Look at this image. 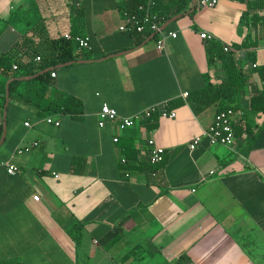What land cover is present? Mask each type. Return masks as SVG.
I'll use <instances>...</instances> for the list:
<instances>
[{"label": "crops", "instance_id": "1", "mask_svg": "<svg viewBox=\"0 0 264 264\" xmlns=\"http://www.w3.org/2000/svg\"><path fill=\"white\" fill-rule=\"evenodd\" d=\"M125 1L0 0V18L15 22L0 35V54L25 34L58 38L74 27L92 46L74 48L75 62L50 68L56 69L50 96L75 97L77 116H42L9 96L0 159L21 171L10 174L0 165V264H160L183 254L189 264H264V126L258 127L264 116L249 107L264 83L253 74L248 94L238 96L236 122L246 121L256 133L244 132L232 146L204 136L189 148L213 123L220 103L196 113L184 97L226 78L221 63L211 62L201 31L235 45L262 29L242 22L244 1L199 7L191 0L165 22L177 36L160 49L155 38L147 41L151 35L137 43L120 31ZM252 52L264 64V36ZM240 55L248 62L247 51ZM104 103L126 116L166 104L177 116L126 130L110 121L100 127ZM3 116L0 104V125ZM116 136L132 138L142 159L154 137L170 159L156 174L125 171ZM79 221L85 225L77 245L68 228Z\"/></svg>", "mask_w": 264, "mask_h": 264}, {"label": "trees", "instance_id": "2", "mask_svg": "<svg viewBox=\"0 0 264 264\" xmlns=\"http://www.w3.org/2000/svg\"><path fill=\"white\" fill-rule=\"evenodd\" d=\"M146 0H126L123 4V10L134 11L138 6ZM191 0H156L155 11L159 15V20L163 25L166 21L177 14H181L187 10ZM199 1V0H198ZM247 3V8L243 13L242 22L246 25L259 26L262 33L253 37L248 34L241 44L232 45L231 50H225L224 44L219 40L206 41V49L211 62L221 63L226 72V78L219 82H209L201 89L188 93L186 98L192 109L198 113L205 108L220 103L219 110L232 108L236 110L239 106L238 96L248 94V86L253 80V74H258L264 83V64L258 65L256 57L252 52L259 45V40L264 36V14L260 10L264 9V0H241ZM259 10V11H254ZM13 25L14 17L8 20L0 18V24ZM0 27V35L4 27ZM73 39H67L64 36L58 38H36L25 34L11 49L0 54V104L1 113L7 102L6 86L10 82V97L24 105L40 109V115H50L52 113L70 114L77 116V101L73 96H65L61 99L50 96L54 91L56 84L53 81L52 73L56 69H50L60 63H66L78 59V54L74 52V48H79L75 41L76 36H82L79 30L74 27L71 30ZM136 37L137 43L146 40L151 31L144 33H130ZM248 52V62L242 59L240 52ZM39 56L41 59L36 60ZM18 65L14 69V64ZM39 77L30 80L18 79L41 73ZM184 103L178 101L176 106ZM172 105V106H175ZM249 107L251 110L258 112L261 117L264 116V85L250 97ZM159 116L154 115V123ZM9 119V116H8ZM148 124V123H147ZM154 125V124H153ZM264 126V120L258 124V127ZM236 137L244 132L254 135L255 129L251 128L246 121L241 120L235 123ZM3 134V124L0 125V138ZM117 143L122 146L125 153V162L122 168L125 171H150L156 174L170 159L168 153H165L164 160L160 163H152L149 158L142 159L139 157V151L134 144L132 138H119ZM84 223L75 222L68 228V234L73 238L77 245L81 244L82 231ZM152 253V252H150ZM127 255L126 257H129ZM189 256L183 254L176 262L170 263L163 261L160 264H189Z\"/></svg>", "mask_w": 264, "mask_h": 264}, {"label": "built area", "instance_id": "3", "mask_svg": "<svg viewBox=\"0 0 264 264\" xmlns=\"http://www.w3.org/2000/svg\"><path fill=\"white\" fill-rule=\"evenodd\" d=\"M220 0H199L197 5L199 7H214ZM156 0H146L142 2L138 8L134 11L122 10L123 21L120 25V31L128 33H144L146 31H151L152 34H155L154 38L156 39L157 47L160 49L165 48L166 39L168 37H176L177 33L173 31L167 32L166 29L162 28V24L159 20V15L155 11ZM200 37L205 41L216 40L214 34L208 31H201L199 33ZM67 39H73L70 33L65 34ZM75 41L78 43L80 49H91V39L89 36H76ZM225 50H231L232 45L229 43H223ZM39 56L36 57V60H40ZM14 69L18 68V65L15 63L13 65ZM52 76H56V72L52 73ZM184 97H188V93H184ZM157 114L163 118H175L177 116L176 110H169L166 104H152L132 115L126 116L121 115L119 112L111 107L108 103L102 105V109L99 112V125L104 127L106 122L110 121L117 124L121 130H126L129 128H134L137 125L147 124L154 121V115ZM235 110L232 108L220 110L217 112L213 123L209 128L202 134L197 135L189 143L190 149H195L202 141L204 136H206L211 144H220L225 146H232L235 142V128L236 123ZM47 121L53 122L57 125L60 124V120L48 117ZM119 137L116 136L114 141H118ZM149 145L151 146L149 150L148 158L152 163H160L164 160L166 153V148L160 146L156 143L154 137L148 140ZM37 144V142H35ZM28 149V148H26ZM19 151H22L20 148ZM125 157L122 158V161L125 162ZM0 165H5L8 173L17 174L21 171L20 167L12 164L7 161L0 159ZM128 175V174H127ZM36 200L39 199V196H34Z\"/></svg>", "mask_w": 264, "mask_h": 264}, {"label": "water", "instance_id": "4", "mask_svg": "<svg viewBox=\"0 0 264 264\" xmlns=\"http://www.w3.org/2000/svg\"><path fill=\"white\" fill-rule=\"evenodd\" d=\"M196 1V0H194ZM169 22L163 24L162 28L163 29H166L167 25H168ZM155 34H152L148 39L147 41L151 40L152 38H154ZM88 61V60H86ZM72 62H75V61H70V62H67L66 64L68 63H72ZM39 74H36V75H33V76H25V77H18V79H31V78H34L36 76H38ZM10 82L11 80L7 83V87H6V98H7V102L5 104V108H4V121H3V134H2V137H1V140H0V145L3 143V141L5 140L6 138V133H7V113H8V101H9V96H10Z\"/></svg>", "mask_w": 264, "mask_h": 264}, {"label": "rangeland", "instance_id": "5", "mask_svg": "<svg viewBox=\"0 0 264 264\" xmlns=\"http://www.w3.org/2000/svg\"><path fill=\"white\" fill-rule=\"evenodd\" d=\"M3 26H5L3 23H1L0 24V27H3ZM135 264H152V262H150L149 260H141V261H137V262H135ZM154 264V263H153Z\"/></svg>", "mask_w": 264, "mask_h": 264}]
</instances>
